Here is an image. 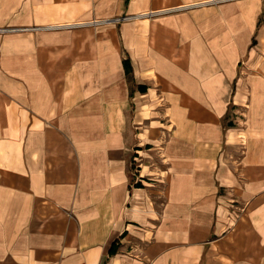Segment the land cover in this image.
<instances>
[{
  "label": "crops",
  "instance_id": "1",
  "mask_svg": "<svg viewBox=\"0 0 264 264\" xmlns=\"http://www.w3.org/2000/svg\"><path fill=\"white\" fill-rule=\"evenodd\" d=\"M0 264H264V0H0Z\"/></svg>",
  "mask_w": 264,
  "mask_h": 264
},
{
  "label": "trees",
  "instance_id": "2",
  "mask_svg": "<svg viewBox=\"0 0 264 264\" xmlns=\"http://www.w3.org/2000/svg\"><path fill=\"white\" fill-rule=\"evenodd\" d=\"M125 66H126V68H127V72L128 73H130V69L128 68V64L127 63H125ZM117 245H115V249L114 248H112V250H111V252H116V250H117Z\"/></svg>",
  "mask_w": 264,
  "mask_h": 264
}]
</instances>
